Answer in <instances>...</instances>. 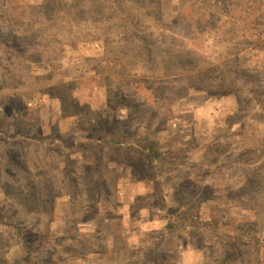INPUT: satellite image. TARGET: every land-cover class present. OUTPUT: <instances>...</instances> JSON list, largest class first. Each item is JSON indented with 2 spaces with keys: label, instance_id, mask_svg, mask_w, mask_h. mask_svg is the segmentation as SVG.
I'll return each instance as SVG.
<instances>
[{
  "label": "rangeland",
  "instance_id": "rangeland-1",
  "mask_svg": "<svg viewBox=\"0 0 264 264\" xmlns=\"http://www.w3.org/2000/svg\"><path fill=\"white\" fill-rule=\"evenodd\" d=\"M0 264H264V0H0Z\"/></svg>",
  "mask_w": 264,
  "mask_h": 264
}]
</instances>
